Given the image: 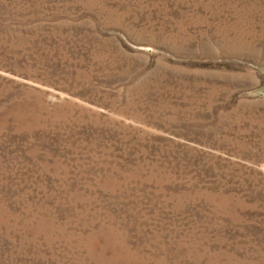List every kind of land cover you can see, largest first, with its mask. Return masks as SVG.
<instances>
[{"label": "rangeland", "instance_id": "rangeland-1", "mask_svg": "<svg viewBox=\"0 0 264 264\" xmlns=\"http://www.w3.org/2000/svg\"><path fill=\"white\" fill-rule=\"evenodd\" d=\"M0 264H264V0H0Z\"/></svg>", "mask_w": 264, "mask_h": 264}]
</instances>
